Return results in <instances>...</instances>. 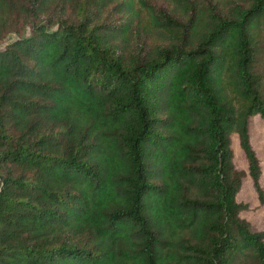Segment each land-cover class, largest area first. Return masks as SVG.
I'll use <instances>...</instances> for the list:
<instances>
[{
	"label": "trees",
	"instance_id": "1",
	"mask_svg": "<svg viewBox=\"0 0 264 264\" xmlns=\"http://www.w3.org/2000/svg\"><path fill=\"white\" fill-rule=\"evenodd\" d=\"M263 63L264 0H0V264H264Z\"/></svg>",
	"mask_w": 264,
	"mask_h": 264
},
{
	"label": "rangeland",
	"instance_id": "2",
	"mask_svg": "<svg viewBox=\"0 0 264 264\" xmlns=\"http://www.w3.org/2000/svg\"><path fill=\"white\" fill-rule=\"evenodd\" d=\"M16 39L11 35L9 40ZM264 72V63L262 66ZM251 145L255 150L261 166L260 185L264 190V119L257 115L250 120ZM233 150L235 152V165L243 173V185L237 196V201L245 206L241 218L248 221L254 231H264V205L259 200L258 191L249 173L247 157L240 146L239 137L233 135Z\"/></svg>",
	"mask_w": 264,
	"mask_h": 264
}]
</instances>
